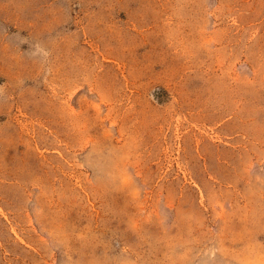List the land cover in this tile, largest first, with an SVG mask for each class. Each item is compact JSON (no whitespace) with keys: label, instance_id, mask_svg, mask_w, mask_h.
Returning a JSON list of instances; mask_svg holds the SVG:
<instances>
[{"label":"rangeland","instance_id":"obj_1","mask_svg":"<svg viewBox=\"0 0 264 264\" xmlns=\"http://www.w3.org/2000/svg\"><path fill=\"white\" fill-rule=\"evenodd\" d=\"M0 264H264V0H0Z\"/></svg>","mask_w":264,"mask_h":264}]
</instances>
